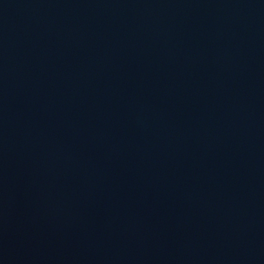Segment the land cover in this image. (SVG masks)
<instances>
[{
  "label": "water",
  "instance_id": "obj_1",
  "mask_svg": "<svg viewBox=\"0 0 264 264\" xmlns=\"http://www.w3.org/2000/svg\"><path fill=\"white\" fill-rule=\"evenodd\" d=\"M0 264H264V0H0Z\"/></svg>",
  "mask_w": 264,
  "mask_h": 264
}]
</instances>
